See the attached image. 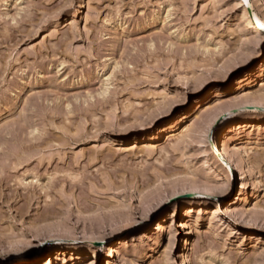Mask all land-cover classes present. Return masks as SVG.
I'll return each instance as SVG.
<instances>
[{
  "label": "rangeland",
  "instance_id": "obj_1",
  "mask_svg": "<svg viewBox=\"0 0 264 264\" xmlns=\"http://www.w3.org/2000/svg\"><path fill=\"white\" fill-rule=\"evenodd\" d=\"M0 264H264V0H0Z\"/></svg>",
  "mask_w": 264,
  "mask_h": 264
},
{
  "label": "bare ground",
  "instance_id": "obj_2",
  "mask_svg": "<svg viewBox=\"0 0 264 264\" xmlns=\"http://www.w3.org/2000/svg\"><path fill=\"white\" fill-rule=\"evenodd\" d=\"M253 17H254V15H253ZM254 19H255V17H254ZM238 126L239 125H237L236 127H235V130L238 128ZM232 134H234V130H231L226 136H225V138H224V140H228L230 137H231V135ZM225 142V141H224ZM226 144V143H225ZM225 144H223V149H224V152H225V154L227 155V149H226V145ZM231 171V170H230ZM233 177H232V174L231 175H229V180H231ZM193 187H194V189H198L199 190V188H202V187H199L198 185H193ZM207 195V194H206Z\"/></svg>",
  "mask_w": 264,
  "mask_h": 264
}]
</instances>
